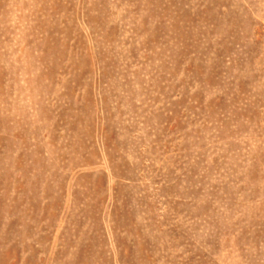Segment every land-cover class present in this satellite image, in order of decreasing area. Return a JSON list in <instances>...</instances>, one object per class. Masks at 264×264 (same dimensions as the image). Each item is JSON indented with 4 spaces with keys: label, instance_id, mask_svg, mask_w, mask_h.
Instances as JSON below:
<instances>
[{
    "label": "rangeland",
    "instance_id": "1",
    "mask_svg": "<svg viewBox=\"0 0 264 264\" xmlns=\"http://www.w3.org/2000/svg\"><path fill=\"white\" fill-rule=\"evenodd\" d=\"M0 264H264V0H0Z\"/></svg>",
    "mask_w": 264,
    "mask_h": 264
}]
</instances>
